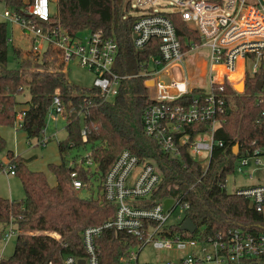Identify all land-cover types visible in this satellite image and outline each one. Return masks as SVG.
<instances>
[{
    "label": "trees",
    "instance_id": "1",
    "mask_svg": "<svg viewBox=\"0 0 264 264\" xmlns=\"http://www.w3.org/2000/svg\"><path fill=\"white\" fill-rule=\"evenodd\" d=\"M0 1L19 11L26 5L24 0ZM123 1L58 0V12L52 15L51 23L39 20L42 25L58 22L73 34L102 29L117 40L123 67L137 75L123 80L118 95L106 101L96 86L83 88L70 83L59 67L46 75L31 72L29 67L33 62L22 57L18 47L14 52L16 57L22 58L21 69L9 68L8 48L13 42L9 40V23L0 21V125H18L26 132L28 140H39L46 127L54 92L59 89L66 107L67 131L66 138L58 144L61 162L48 166L55 175V184L49 182L43 171L30 169L27 158L8 150L5 166L13 167L15 175L20 177L25 196L15 200L0 195V242L10 224L18 231L14 252L6 258L0 254V264L60 263L63 254L81 255L82 231L115 215L116 204L105 197L102 182L120 151L126 148L141 160L152 161L161 174L160 184L143 205L178 197L190 204L187 218L205 234L232 227L264 232V210L258 212L244 195L237 191L230 193L225 188L227 175L236 170L241 151L264 149V102L257 101L259 96H264V85L258 88L264 73L247 75L244 92L238 93L230 85L226 86L228 109L215 134L216 140L223 141V145L214 147L208 166L193 158L188 148H183L180 156L172 157L146 136L143 124L144 112L152 100L147 77L139 73L154 71L149 68V59L158 55L159 40L152 39L141 50L135 48L134 16H125ZM172 20L183 40L188 30L186 23L177 14H172ZM193 36L198 40L195 33ZM50 64L44 61L43 65ZM25 90L30 97L22 102L18 96ZM24 103L28 108L22 110L24 114L19 120L18 113L22 111L18 106ZM196 127L201 128L200 125ZM82 129L87 132V140H83ZM237 144L240 149L235 154ZM6 146V139L0 133V152ZM85 149L91 151L96 164L94 170H84L77 164ZM2 168L1 164L0 171ZM73 170L79 171L78 177L85 183L99 182L96 197L84 198L77 194L72 184ZM181 232L194 236L187 231ZM97 243L101 264H121V257L136 245V240L126 233L106 229Z\"/></svg>",
    "mask_w": 264,
    "mask_h": 264
},
{
    "label": "built area",
    "instance_id": "2",
    "mask_svg": "<svg viewBox=\"0 0 264 264\" xmlns=\"http://www.w3.org/2000/svg\"><path fill=\"white\" fill-rule=\"evenodd\" d=\"M159 1L136 0L138 15L134 16L132 25L135 48L141 50L152 39L159 40L158 55L149 59L155 64L154 68L160 64L182 66L189 54L197 55L206 50L202 60L210 89L191 86L188 75L184 80L172 79L166 83L155 79L157 70L140 72L146 75V80H154L148 87L155 90L143 115L144 132L172 157L180 156L182 149L188 148L193 158L202 164L206 162L203 164L206 167L214 147L223 145V141L216 140L215 134L228 109L226 86L230 85L239 93L237 84H245L247 75L264 73V0H163L168 3L158 9ZM166 6H171L172 10L167 11ZM172 14L180 16L188 27L183 40ZM0 15V21L21 27L36 55L49 53L48 59L57 67L63 65L64 70L74 59L91 70L95 75L94 86L105 101L118 95L123 80L137 75L123 67L119 43L104 30H91L81 35L70 33L58 22L40 24L39 20L50 22L53 15L49 0H28L21 11L6 6ZM9 40L12 41V37ZM217 65L224 67L220 80L214 69ZM239 69L241 78L232 82L230 73ZM257 101L263 103L264 96H259ZM65 111L60 90L56 89L50 112L65 118ZM23 114V111L18 113L19 120ZM81 133L83 140H87L86 130L82 129ZM46 142V139L38 140L39 144ZM262 154L264 149L260 148L241 151L236 171L242 172L250 159L262 164ZM77 164L84 170L96 166L91 151L78 157ZM1 171L15 174L10 166H4ZM78 176V170L71 172L76 191L91 186L90 181L85 183ZM160 182L161 174L152 161L141 160L127 148L120 151L102 182L105 197L116 204L114 217L82 231L81 255L63 254L60 263L50 261L48 264H80L81 259L84 264H101L97 240L106 229L126 233L136 240V245L121 257V264H148L138 262L140 251L147 244L174 253L172 258L153 264H264V232L232 227L205 234L197 226L191 233L194 236H187L181 232L187 230L180 226L187 218L188 202L167 197L173 199L168 208L164 204L167 198L150 206L143 205L151 199ZM236 191L248 198L258 212L264 210V183L243 186ZM15 233L17 229L10 224L3 239L9 240Z\"/></svg>",
    "mask_w": 264,
    "mask_h": 264
},
{
    "label": "rangeland",
    "instance_id": "3",
    "mask_svg": "<svg viewBox=\"0 0 264 264\" xmlns=\"http://www.w3.org/2000/svg\"><path fill=\"white\" fill-rule=\"evenodd\" d=\"M124 9L125 16H137L138 12L136 11V0H124ZM168 1L160 0L158 2L157 8L160 6L167 4ZM129 4V8H126ZM6 8V5L3 1H0V14L3 13V10ZM49 9L51 14H55L58 12V0H49ZM165 9L167 11H171V6H166ZM0 20L2 17L0 15ZM10 29V37H12L13 44L9 45L8 48V62L7 65L9 68L13 69H21V60L22 58H18L15 55L14 48L18 47L21 50L22 57L27 60L30 59L33 62L30 65L31 72L40 73V75H46L48 72H54L57 65L54 62H51L48 59L47 54L36 55L34 50L31 49V44L27 36L22 33V29L18 25H12L9 23ZM14 34H13V33ZM89 33L88 31H83L80 34L86 35ZM206 50L196 53H191L187 56L185 63L182 66L171 67L164 66L160 64L154 68V63L149 65L150 69L157 70L158 72L155 74V79L163 80L166 83H169L172 79L184 80L185 75L190 77V85L195 87H202L205 90L210 89V80L209 77H204V66L203 60L205 58ZM45 62H50L51 64L46 67ZM38 64V66H37ZM59 69L63 71L66 78L70 83L75 84L79 87L83 88H91L94 87V73L89 70L87 67L82 66L77 59L70 61V63L65 67L63 65H59ZM216 74H218L221 70V66H214ZM203 74V75H202ZM242 75L241 69L232 74L231 81L237 82ZM241 84V85H240ZM153 84L150 85V87ZM237 90L239 92H244L245 84L243 82H239L237 84ZM154 88L150 89L149 95L154 93ZM30 93L25 90L22 94L18 96V98L25 102L29 99ZM27 106L25 103L20 104L18 106L19 109ZM0 133L6 139V149L0 152V161L3 162L4 156L8 152V150L13 151L16 155H20L24 158H29L28 167L34 171H43L49 180L50 183L54 184L56 178L55 175L49 170L50 163H60L61 155L59 152L58 144L60 141L64 140L67 136V131L65 129V118L63 115H56L54 112H49L46 118V127L45 130L39 138L48 139L47 144H39L38 139H31L25 136V133L22 129L15 135L13 126L0 125ZM38 143V144H37ZM240 149V147H239ZM89 152V149H85L81 151L84 156ZM35 155V157H33ZM262 164H256L255 159H250L249 165L243 168L242 172H238L234 170L229 173L226 178L225 188L228 192L236 191L238 188L243 186H249L252 184H263L264 183V154L260 155ZM203 157L202 159H205ZM6 164V163H4ZM204 165L206 162L203 163ZM237 164V163H236ZM95 165L92 166V170L95 169ZM91 186H86L77 191V194L80 197H91L97 196L98 193V185L99 182L97 180L90 181ZM0 195L3 197H10L15 200H22L25 196L24 187L22 181L18 175H10L6 172L0 171ZM179 209L176 210L178 212ZM0 228L1 225H0ZM8 230V227L5 231ZM16 236L15 233L9 240H5L2 238L0 242V254L2 257H9L15 250L16 247ZM174 256L172 251L161 250L154 247L152 244L145 245L139 254L138 262L148 264H153L155 262H161L166 259H170ZM135 263V261H133Z\"/></svg>",
    "mask_w": 264,
    "mask_h": 264
},
{
    "label": "water",
    "instance_id": "4",
    "mask_svg": "<svg viewBox=\"0 0 264 264\" xmlns=\"http://www.w3.org/2000/svg\"><path fill=\"white\" fill-rule=\"evenodd\" d=\"M134 36H135V34H134ZM130 72L131 73H135V71H130ZM153 83H154V80L153 79H150V80H147L146 81V85L149 86V87ZM263 85H264V80H261V81L258 82V88L259 89H261L263 87ZM238 152H239V145L237 144L235 146V154H238ZM172 201H173L172 198H167L165 200V202H164L165 208H168L171 205ZM180 228L182 230H187L190 233H193L196 230V228H197V224L191 218H186L183 221V223L181 224ZM79 262H80V264H84V260L83 259H81Z\"/></svg>",
    "mask_w": 264,
    "mask_h": 264
},
{
    "label": "crops",
    "instance_id": "5",
    "mask_svg": "<svg viewBox=\"0 0 264 264\" xmlns=\"http://www.w3.org/2000/svg\"><path fill=\"white\" fill-rule=\"evenodd\" d=\"M24 1H28V0H24ZM56 14V13H55ZM54 15V14H53ZM13 33V32H12ZM14 34V33H13ZM28 108V106H24V107H22V109H19V111H22V110H25V109H27ZM13 129H14V134L16 135L18 132H19V130H20V128H19V126L18 125H15L14 127H13ZM25 133V136L27 137V134H26V132H24ZM48 141H49V138L47 139V142H46V144L48 143ZM33 157H35V155H33ZM28 159V161H30V159L29 158H27ZM4 161L3 162H1L0 161V166H1V164L3 165V167L5 166V164L4 163H7L8 162V158H7V153H6V155L4 156V159H3ZM9 173H7V175H8ZM10 175H15V174H10ZM56 183V180H55V182H54V184ZM52 184V183H51ZM261 184V183H260ZM252 185H259V184H252ZM10 198V197H9Z\"/></svg>",
    "mask_w": 264,
    "mask_h": 264
},
{
    "label": "bare ground",
    "instance_id": "6",
    "mask_svg": "<svg viewBox=\"0 0 264 264\" xmlns=\"http://www.w3.org/2000/svg\"><path fill=\"white\" fill-rule=\"evenodd\" d=\"M221 66V65H220ZM224 71V67L223 66H221V70H220V72L218 73V74H216V76H217V79H219V77L222 75V72ZM233 73H235V72H233ZM233 73H230V78H232V74Z\"/></svg>",
    "mask_w": 264,
    "mask_h": 264
}]
</instances>
